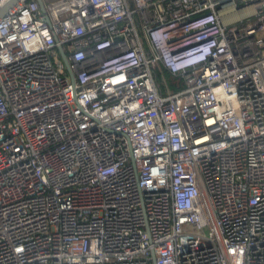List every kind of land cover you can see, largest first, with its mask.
<instances>
[{
	"label": "built area",
	"instance_id": "obj_1",
	"mask_svg": "<svg viewBox=\"0 0 264 264\" xmlns=\"http://www.w3.org/2000/svg\"><path fill=\"white\" fill-rule=\"evenodd\" d=\"M43 3L0 17V264H264V0Z\"/></svg>",
	"mask_w": 264,
	"mask_h": 264
},
{
	"label": "trees",
	"instance_id": "obj_2",
	"mask_svg": "<svg viewBox=\"0 0 264 264\" xmlns=\"http://www.w3.org/2000/svg\"><path fill=\"white\" fill-rule=\"evenodd\" d=\"M154 79L158 87V90L161 93L165 92L163 81L166 82L170 91H176L179 87L183 86L182 78L179 75L170 73L166 69L156 72L154 75Z\"/></svg>",
	"mask_w": 264,
	"mask_h": 264
},
{
	"label": "water",
	"instance_id": "obj_3",
	"mask_svg": "<svg viewBox=\"0 0 264 264\" xmlns=\"http://www.w3.org/2000/svg\"><path fill=\"white\" fill-rule=\"evenodd\" d=\"M18 0H8L5 3H3L2 5H0V17L5 14ZM40 8L43 10L44 9V3L43 0H37ZM65 60V57H63ZM66 61V60H65ZM69 75H70V80L71 82L74 81V72L73 71H69Z\"/></svg>",
	"mask_w": 264,
	"mask_h": 264
},
{
	"label": "rangeland",
	"instance_id": "obj_4",
	"mask_svg": "<svg viewBox=\"0 0 264 264\" xmlns=\"http://www.w3.org/2000/svg\"><path fill=\"white\" fill-rule=\"evenodd\" d=\"M45 2H49V1H52V0H44Z\"/></svg>",
	"mask_w": 264,
	"mask_h": 264
}]
</instances>
